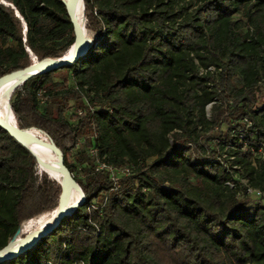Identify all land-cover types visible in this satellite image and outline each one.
<instances>
[{
	"label": "trees",
	"instance_id": "obj_1",
	"mask_svg": "<svg viewBox=\"0 0 264 264\" xmlns=\"http://www.w3.org/2000/svg\"><path fill=\"white\" fill-rule=\"evenodd\" d=\"M5 1L28 29L24 41L0 0V77L31 63L27 47L42 60L73 44L61 0ZM84 2L88 52L24 81L10 105L59 146L86 201L2 264H264V195L248 191L264 192V0ZM223 124L208 153L198 139ZM60 193L0 129V248Z\"/></svg>",
	"mask_w": 264,
	"mask_h": 264
},
{
	"label": "water",
	"instance_id": "obj_2",
	"mask_svg": "<svg viewBox=\"0 0 264 264\" xmlns=\"http://www.w3.org/2000/svg\"><path fill=\"white\" fill-rule=\"evenodd\" d=\"M4 4L11 6L15 9L16 16L21 18L22 21L25 22L24 18L21 16L19 10L15 7V5L11 2H6L5 0H1ZM83 1L84 9L85 2ZM61 2L65 5V10L67 15L70 17L75 31V40L73 44L59 57H47L40 60L31 50L30 47H27V50L32 55V61L28 65L23 68L16 69L10 73L2 75L0 77V85L6 80L19 77L20 83H17L13 89L15 90L19 85H21L24 81L28 80L34 75L44 73L46 71L52 70L54 68H59L68 64H72L77 61L81 57H83L88 50L90 49L93 38L89 35L87 29L84 26H81L80 14L78 12L77 0H61ZM81 27V35L83 37V41L79 42V34L77 33V28ZM26 28V31H25ZM27 24H24V41H26V32H27ZM11 91V93H12ZM13 117L15 119V123L10 121L9 119H5L0 115V129H4L9 132L11 136H13L19 143H21L24 147H26L37 159V166H42L44 170L48 173V176L56 181L61 186V193L56 202L55 210L56 216L52 223L39 232L36 235H26L24 237H18L21 233V225L17 230V233L9 240V242L2 248H0V263H3L6 260H11L16 258L18 255L25 253L27 250L36 246L38 242L43 238L49 235L55 228L59 227L62 219L66 216L71 215L77 207L83 204L86 201V195L82 190L81 186L76 183L80 190L82 191V197L77 199L76 193L74 190V179L73 174L70 169L65 164V157L63 155L62 150L55 144L53 139L43 130L38 129L36 127L30 128H21L18 124L17 117L11 107ZM44 132L46 133L50 141H47L37 135L35 132ZM19 135L30 138L32 141L39 143L41 145L48 146L51 148L56 154L57 159L55 162L47 155V153L41 149L36 148L31 145L30 142L23 141L20 139ZM41 173V172H39ZM77 182V181H76Z\"/></svg>",
	"mask_w": 264,
	"mask_h": 264
},
{
	"label": "bare ground",
	"instance_id": "obj_3",
	"mask_svg": "<svg viewBox=\"0 0 264 264\" xmlns=\"http://www.w3.org/2000/svg\"><path fill=\"white\" fill-rule=\"evenodd\" d=\"M65 1H68V0H65ZM77 7H78V12L80 14L81 26H84L87 29L89 35H91V37L93 38V33H91V30H89L86 27V17H85L84 5H83L82 0H77ZM25 31H26V28H25ZM77 33L79 34V42H82L84 39L81 35V27L77 28ZM17 83H20L19 77L6 80L0 85V115L4 117L5 119H9L13 123H15V119L13 117V114H12V111L10 110L9 105H10L11 96L14 92V90L12 91V89ZM35 133L39 135L40 137H42L43 139L50 141V138L46 133L41 132V131L40 132L36 131ZM19 137L23 141L30 142L33 147L43 149L54 162L57 159V154L48 146L36 143L32 141L30 138L24 137L22 135H19ZM39 171L45 172L46 174H48L42 166H39ZM76 183L77 182L74 179V190L76 193V198L79 199L82 197V191L80 190L79 186ZM55 216H56V210L52 209V210L45 211L31 219L24 221L21 227V233L18 235V237L38 234L39 232H41L43 229H45L47 226H49L52 223Z\"/></svg>",
	"mask_w": 264,
	"mask_h": 264
},
{
	"label": "rangeland",
	"instance_id": "obj_4",
	"mask_svg": "<svg viewBox=\"0 0 264 264\" xmlns=\"http://www.w3.org/2000/svg\"><path fill=\"white\" fill-rule=\"evenodd\" d=\"M239 16H240L239 13L236 14V17L237 18ZM91 33H93V38H94L95 37V33L93 31H91ZM237 82H238L239 85H242V82L240 81V78H239V80ZM70 84H72V81H71ZM262 87L259 88V89H257V91H256L257 92L256 94H257V97H258V101L256 103V106L264 105V86H262ZM208 115L211 116V110H210V108H208ZM226 129H227V127H226L225 124H223L220 127H216L214 130H211V131L207 132L206 135L203 136L202 138H199L198 139V143H200V144H203L204 143L206 145V149H207L208 153H210L211 152V149L215 146V144L217 142H219V141H222V139H224V136L222 135V133H224L226 131ZM225 156L226 155H224L223 157H225ZM226 164L230 165V163H228V162H226ZM234 177L237 178V179H239L240 178L239 173L234 172ZM241 181H242V183H247L246 180H241ZM251 198H252V200L254 202H261L262 201L261 200V197L258 196V195H253L252 194ZM263 202H264V196H263ZM0 264H2V263H0Z\"/></svg>",
	"mask_w": 264,
	"mask_h": 264
},
{
	"label": "built area",
	"instance_id": "obj_5",
	"mask_svg": "<svg viewBox=\"0 0 264 264\" xmlns=\"http://www.w3.org/2000/svg\"><path fill=\"white\" fill-rule=\"evenodd\" d=\"M262 156L264 157V150H262ZM100 168H106L108 169L110 172H111V175L113 176L114 179H117L118 178V173H128L129 172V169L128 168H113L109 165H106L105 163H101L98 167V169ZM245 180V179H244ZM247 181V180H246ZM248 191L251 193V195H258L261 197V195L264 194V192L260 191V190H256V189H253V188H249Z\"/></svg>",
	"mask_w": 264,
	"mask_h": 264
}]
</instances>
